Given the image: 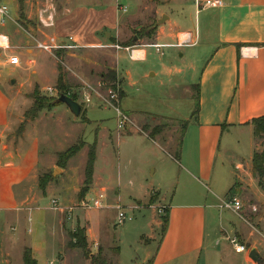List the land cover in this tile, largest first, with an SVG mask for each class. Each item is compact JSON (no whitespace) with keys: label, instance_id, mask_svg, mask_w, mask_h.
<instances>
[{"label":"rangeland","instance_id":"1","mask_svg":"<svg viewBox=\"0 0 264 264\" xmlns=\"http://www.w3.org/2000/svg\"><path fill=\"white\" fill-rule=\"evenodd\" d=\"M204 1L206 0H202L199 7L203 5ZM147 2L150 3L149 0ZM144 4V0H23L21 4H19V0H0V8H5L8 13V18H5L4 23L0 24V33L7 35L12 46L11 38L16 31L20 32L19 28H21L22 33L30 38L34 45V48L32 45H25L24 50L30 51L28 54H31V51L35 53V62L41 60L47 64L42 69L41 75H37L36 67L32 65L33 73L31 75L32 68L26 66L25 63L32 58L27 57L26 60L24 50L20 49L13 52L22 61H26L20 63L19 67H17L21 69L17 70L8 67L6 70L0 71V78L6 90L13 87L12 90L17 93L15 88L20 86V83L21 85L24 83L28 89L34 81L42 85H33L29 94L25 91L17 93L15 114L11 119L12 124L15 123V125L7 140L14 141L13 145L16 150L18 148L22 150L23 144L19 145V140H23L25 133L28 138L39 140L40 146L47 150L45 153L49 152V154L53 150L65 152L75 146L81 148L69 160L70 162H67L68 164L62 165L63 169H68V176L63 179L62 188L57 187L59 188L58 192L62 191L61 194L64 199L62 205L61 203L57 204L60 208L58 211L51 209L52 200H50V196L48 194L45 196V191L42 193L39 189V181L43 177H46L48 181L46 187L50 182L59 179L61 175L59 171L61 169L57 166V161L55 164L57 171L53 172L54 174L52 170H49L47 174L41 171L28 184L30 197L35 204H32V206L23 205L19 210V220L27 218L29 213V210H26L27 208L38 206V210L32 213L34 216L32 238L36 239L43 256L39 264H91L90 259L98 254V250H101L103 257H109L110 262H112L115 255L112 250L109 249L108 251L107 247L113 245L114 238L118 241L116 246L120 250L119 263L138 264L146 251L143 242L136 243L138 234L147 235L149 233L148 224L151 221L152 213L158 217L161 223L164 213L159 214L158 211L163 210L165 212V210L160 204L156 203V194L150 190L155 188L160 190V192H164L171 176L174 173H178V140L182 131L181 126L185 123L182 118L189 117L194 106V100L189 98L187 88L185 90L182 82H178L181 86L179 88H165L170 79L168 70L175 65H183L185 59L188 58L194 61L195 69L200 72L209 56L213 53L215 35L212 32H207L205 28L204 12H201V15L193 13L192 20L196 28L197 46H193L194 48L182 47L179 50L162 49L160 51L162 55L157 53L152 47H146V59L144 61H133L130 59V53L122 49L134 46L139 47V42H143L141 44L142 47L154 44V42H151L154 35L150 39H141L146 31L156 23V20L151 16L152 6L149 7L144 15L146 18L140 16L141 7ZM51 5L55 10V24L53 29L48 30L40 26L38 15L40 11ZM15 7H17L16 23L19 28L14 23ZM122 7L125 8V12L122 11ZM71 11H75L78 21H66L65 23L64 16ZM76 24L96 32L103 30L104 32L100 35L101 41L111 46L110 51L122 50L117 52L116 64L117 72L123 78L122 89L121 80L118 76H116L117 82L114 88L105 87L98 76L108 70L105 71L102 68L93 70L92 64L89 63L95 58L99 64H108L112 61L113 54H102L94 57L92 53L97 52L96 50H60L57 51L56 57L61 63L57 64L62 76L61 88L66 93L75 96L77 102L83 106L80 120L66 122L58 113L50 117L47 111H42L34 122L25 121L24 115L32 105L30 95L34 90L38 92L41 98L54 99V97H49L46 89H58L56 86L57 80L55 85L50 81L47 82L52 76L51 64L56 60L52 56L37 51L35 49V41L42 42L47 36L64 37L69 35V32L77 28ZM116 30L123 31L120 35H117ZM139 38L141 40H138ZM20 39L23 40L24 37L19 36L17 38V40ZM203 40L209 42L206 48ZM132 42L135 43L134 46L126 47ZM79 54L86 56L84 58L79 57ZM180 55H183V60H181ZM82 59L86 61L81 64L80 61L82 62ZM90 71L94 72L92 78L89 77ZM183 71L185 72V70ZM125 72H128L129 76H125ZM10 80H13L10 84L11 86L9 85ZM197 81L195 79L192 83L197 84ZM122 90L125 97L120 103L119 93ZM192 93L196 95V89ZM84 98H88L90 103L84 104ZM108 102L118 108L121 114L128 119L129 122L124 125L123 129H117V114L115 109L109 107ZM129 112L132 113L130 114ZM45 114L48 116H45ZM144 128L147 130L145 131ZM155 128L159 129V134L155 137L159 145L166 146L165 143H170L171 147L159 148L144 137V134L148 136ZM108 134L110 139L107 137ZM116 134L133 136L117 137ZM95 141L96 171L98 174L101 173L102 181L109 183L110 187L117 186L125 202L130 200L128 197L137 198L144 196V198H140L138 205L134 204V210L126 208L129 203L128 205L123 204L121 212L125 214L126 221L121 225H117V210H107L104 211V214L93 216L91 219L92 233L89 234V238L100 236V238L104 239L108 236L109 230L112 233L108 237L109 242H103L97 250H90L87 246V253L83 255L80 251L68 248L69 236L77 228L86 232V223L82 221L76 224L75 219L83 218L86 212L96 209L86 205L91 204V201L96 199L97 193L85 200L81 199L82 201L80 200L74 205L69 204L68 209L64 210V213L60 210L67 208L68 202L77 188H79L78 197L80 198L84 183L87 152ZM253 141L255 151H261L264 148V139H253ZM13 145L11 144V146ZM14 146L13 148H15ZM227 146H230L233 150L229 154L234 153V156H243L246 151L247 138L243 136L239 138V143H236L235 136L224 135L221 141V149L224 150ZM215 167L214 174H218L217 180L220 174L218 162ZM239 171L245 173L247 169L242 165ZM249 183L252 186L244 184L240 188V185H237L235 188L237 193L234 196L242 205L239 215L251 223V226H245V234L249 235L248 247L264 244V204L257 202L253 195V191H258L262 194L263 192L257 186V180L249 181ZM204 186L207 191L206 195L210 197V192H213L212 185L205 184ZM175 188L177 187H172L168 190V199L173 195ZM131 191L133 195H131ZM106 207H108V203L105 204L104 202L102 207L96 210ZM138 207L141 209L138 210ZM253 208L256 209L255 212ZM1 217L4 218V215ZM234 219L239 222V219L237 220L235 217ZM59 221H61V224ZM3 229V236H6L7 232L10 235H21L19 228L16 231ZM222 235L225 240L218 243V251L223 259L222 264H224V260L232 264H244L241 259L245 253L236 254L228 241V239L235 236L226 232H222ZM238 237L240 238V236L236 237L237 240L241 242ZM243 240L242 242H244ZM26 244L27 242L24 241L23 244L19 243L8 251L4 250L6 247L1 248L0 264H22L21 256ZM206 245H210V241Z\"/></svg>","mask_w":264,"mask_h":264},{"label":"crops","instance_id":"2","mask_svg":"<svg viewBox=\"0 0 264 264\" xmlns=\"http://www.w3.org/2000/svg\"><path fill=\"white\" fill-rule=\"evenodd\" d=\"M147 1L144 0L145 4L141 7L140 16L143 17L149 7L152 6L151 16L156 22L163 16L168 18L162 26L156 29L151 39V42H154L153 45L165 46L163 49L179 50L182 47H176V45L183 35L190 34L196 39L195 23L193 24L192 20L193 13L201 15L200 13L204 12L205 28L207 32L214 33L215 37L213 40V53L200 72L195 69L194 61L188 58L185 59L184 64L181 65L182 67L175 65L168 70L170 79L165 88H179L181 86L178 82H182L185 90L187 88L189 98L194 100V106L190 116L182 118L187 126L178 147V173L171 176L164 192H160L155 188L150 190L156 194V203L160 204L167 212L166 231L161 234V223L158 217L152 213L151 221L148 224L149 233L147 235L138 234L136 238V243L143 242L146 250L138 264H222V255L218 251V243L225 240L222 232L232 233L235 237L239 235L240 243L248 247L249 235L245 234V226H251V223L240 215L221 209V205L224 201H228L229 191L235 184L236 186L240 185V188H242L241 186H244V184L252 186L249 181H255L251 176V158L256 150L251 122L254 119L264 117V0H219L222 3L219 8L199 7L202 0H149L150 3ZM121 9L125 8L122 7ZM64 17L65 23L66 21H78L75 11L69 12ZM16 21L17 7H15L14 23L19 28ZM76 25L77 28L68 33L71 36H58L57 39L65 43L75 44L78 47L77 50H96L97 52L92 53L94 57L102 54H113L114 57L108 64H99L95 58L89 63L92 64L93 70L102 68L105 71H114L121 80L122 89L123 78L118 74L116 65L117 52L123 50L130 53L131 60L144 61L146 59L145 49L149 45L142 47L143 42H139V47L124 48L116 52L110 51L111 46L101 41L100 35L104 32L103 30L96 32L90 28H83L80 24ZM19 30L21 33L16 31L11 38L12 46L8 38L11 47L10 53L0 50V71L6 70L8 67L21 69L10 66L7 63V58L10 54L16 56L14 52L20 49L24 50L25 45H32L34 48L32 40L22 33L21 28ZM122 31L116 30L115 32L120 35ZM19 36H23L24 39L17 40ZM69 39H71V42ZM203 41L206 48L209 42L207 40ZM160 51L157 53L162 55ZM29 52L24 50L26 60L27 57L32 59L26 62L19 58V62H26V66L32 68L31 75L33 66L36 67L37 75H41L42 69L47 64L41 60L35 62V53L31 51V54H28ZM57 53L55 52L52 55L43 53L52 56L56 60L51 64L52 76L47 81H50L53 85H55L58 77L59 65L57 66V64H61L57 60ZM78 56L84 58L86 55L79 54ZM180 57L183 60V55H180ZM83 61L86 60L82 59L80 63L82 64ZM90 72L89 77L92 78L94 72ZM101 75L98 76L100 81ZM127 75L129 76L128 72H125V76ZM195 79L198 80L197 84L192 83ZM11 81L13 80L9 81V85ZM33 85L42 86L34 81L28 89L24 83L22 85L20 83V86L15 89L17 93L25 91L29 94ZM12 88L6 90L0 78V214H2L0 215V249L6 247L4 250L8 251L13 246L19 243L23 244L26 241L25 249L31 251L32 258L36 261V264H39L43 256L36 239L32 238L34 220L32 213L38 210V206L27 208L26 210H29V213L24 220H19V210L23 205L32 206V204H35L29 193L28 184L30 180L41 171L44 174H47L49 170H52V173L56 172L57 154L63 153V151L53 150L51 154L49 152L45 153L47 150L40 146V141L28 138L25 133L23 140H19V145L23 144L22 150H19V148L16 150L13 145L14 141L7 140L15 125V123L12 124L11 119L15 114L17 93ZM195 89L197 91L196 95L192 93ZM54 90L57 92L56 89ZM122 94L123 98L120 103L125 97L123 90ZM196 103L198 108L195 115ZM124 112L126 113V111ZM47 113L50 117L58 113L66 122L80 120V116L78 118L73 117L64 105H58L47 111ZM48 115L45 114V116ZM116 135L117 137L133 136L129 134ZM224 135L235 136L236 143H239V138L243 136L247 138L246 151L243 156H234L232 152V154H229L232 150L230 146H227L224 150L221 149V141ZM107 137L110 139L109 134ZM144 137L149 139L146 134H144ZM156 139L149 140L159 148L171 147L170 143H165L166 146L159 145ZM217 162L220 174L216 180L218 174H214V172ZM242 165L247 169L245 173L239 171ZM59 172L61 173L59 179L50 182L46 187L45 196L48 194L50 200L62 205L64 201L62 191L58 192L59 188L57 187L62 188L63 179L68 176V169H61ZM205 184L212 185L213 192H210V197L206 195ZM172 187L177 188L168 199L167 193ZM78 189L72 194L67 208L61 210L62 213L68 209L69 204L74 205L81 199L85 200L91 195H95V193H97V196L103 194L105 204L108 203V207L104 209H94L86 212L83 218L75 219L76 224L84 221L87 225L85 235L90 250H97L103 242H109L108 237L112 233L109 230L108 236L104 239L100 236L89 238V234L92 233L91 219L93 216L104 214V211L107 210H116V206L122 208L123 204L128 205V203L129 206L126 208L134 210V204L138 205L140 198H144V196L128 197L130 200L125 202L117 186L110 187L109 183L102 181L101 173L98 174L96 171V162L93 166L92 183L83 198L78 197ZM251 190L253 191L252 188ZM131 195H133V192ZM253 195L257 202L264 204V194L253 191ZM139 209L141 208L138 207ZM3 215L4 218L1 217ZM234 217L237 220L239 219V222ZM59 222L61 224V221ZM3 228L7 231H16L19 228L21 235H10L7 232V235L3 236ZM209 241L210 245L207 246L206 244ZM117 244L118 241L114 238L113 245L107 247L108 251L109 249L112 251L117 249L118 251L111 262L113 264H120V250L116 246ZM251 249H256L263 259L264 244L250 246L249 251ZM248 254L249 252L241 259L244 264H252ZM107 259L110 262L109 257ZM224 264L232 263L224 260Z\"/></svg>","mask_w":264,"mask_h":264},{"label":"trees","instance_id":"3","mask_svg":"<svg viewBox=\"0 0 264 264\" xmlns=\"http://www.w3.org/2000/svg\"><path fill=\"white\" fill-rule=\"evenodd\" d=\"M22 1L23 0H19V4H21ZM152 27L148 29V31H146L145 35H143L141 39L142 38L150 39L154 35L156 29H153ZM141 39L139 38L138 40H141ZM134 45L135 43L132 42L126 47L134 46ZM60 72H61L60 69H58V77H57V84H56L58 88L56 89L58 96L60 95L68 96L69 98L77 102V99L75 96H72L66 93L61 88L62 76ZM101 81L105 87L114 88V85L117 82V77H116L115 72L110 71V70L106 71V73H103L101 75ZM30 98L32 100V105L30 109L25 112V115H24L25 121L27 122H34L40 112L49 111L52 108L60 105V104L54 103L57 98H54V99L41 98L39 97L38 92L36 90L33 91V93L30 95ZM122 98H123V94L122 92H120L119 99H122ZM197 108H198V104L196 103V110L194 113L195 115L197 114ZM251 125H252L253 139L254 140L264 139V117L252 120ZM186 126H187L186 122L183 123V126H181L182 131H181L180 138L178 140V147L180 146L179 144L181 141V136ZM144 130L146 131L147 129L144 128ZM157 134H159V129L155 128L148 134V138L150 140H154ZM95 145H96V141L93 142V144H91L87 152V160H86L85 169H84V183H83V189L80 192V198H83L85 196V194L88 192L89 187L92 183L93 166L95 163ZM80 149H81L80 147L75 146V147H72L66 150L63 153L57 154V166L60 169H63L64 167L62 165L66 164L71 158H73L80 151ZM251 176L255 180H257V186L264 194V148L261 151H254L252 154ZM47 183L48 181L46 177H43L39 181V189L42 193H44ZM235 188H236V184L230 189L228 200L233 199L234 196L236 195L237 191L235 190ZM166 226H167V212H164V215L162 216V219H161V234L165 233ZM69 238H70V241L68 242L69 249L80 251L82 252L83 255L87 253L85 230H81L77 228L75 232L70 234ZM247 248L249 249V247ZM112 252L114 253L115 256L118 253L117 249H114ZM90 263L91 264H112L111 262L107 260L106 257L102 256L101 250H98V254L95 257H92L90 259ZM22 264H36V261L32 258L31 251L29 249L23 250Z\"/></svg>","mask_w":264,"mask_h":264},{"label":"built area","instance_id":"4","mask_svg":"<svg viewBox=\"0 0 264 264\" xmlns=\"http://www.w3.org/2000/svg\"><path fill=\"white\" fill-rule=\"evenodd\" d=\"M222 6L221 1L219 0H206L203 2L202 8H219ZM123 12H125V9H122ZM8 18V13L5 8H0V24L4 23V19ZM38 22L40 26H42L45 29H53L55 24V10L54 7L47 6L45 10L40 11L38 15ZM71 42V39H69ZM196 45V39H194L193 36L190 34H185L182 37V41L180 40L176 47H192ZM149 47H152L156 52H159L160 49H163L165 46L162 45H151ZM78 47L73 43H65L62 41H59L57 37L54 36H47L44 41H35V49L39 52L52 55L53 53L60 51V50H74ZM116 49H119L118 47H115ZM11 49L9 45V40L6 35L0 34V50L4 52H9ZM7 63L10 66L13 67H19L20 62L19 58L13 54H10V56L7 58ZM46 92L48 93L49 97L57 98L58 94L55 90L52 89H46ZM84 104H89L90 100L88 98H84L83 100ZM109 107L115 109L116 111V123H117V129H123L124 125L129 122L128 119L121 114L118 108H115L108 102ZM105 201V196L103 194L98 195L96 199L91 201V204L86 205L90 208H96L99 209L102 207L103 202ZM51 209L58 211L60 208L57 206V203L55 201H51ZM115 209L118 211L117 215V225H121L126 221V216L123 212H121V208L119 206H116ZM221 209L231 211L237 215L242 210V205L238 200L235 198L230 199L228 201H224L221 205ZM61 211V210H60ZM253 211L255 212L256 209L253 208ZM159 214L164 213L163 210L158 211ZM229 243L233 247V250L236 254H247L249 252V249L247 246L241 244L236 237H232L228 239Z\"/></svg>","mask_w":264,"mask_h":264},{"label":"water","instance_id":"5","mask_svg":"<svg viewBox=\"0 0 264 264\" xmlns=\"http://www.w3.org/2000/svg\"><path fill=\"white\" fill-rule=\"evenodd\" d=\"M167 19L168 18L166 16L161 17V19L157 21L152 28L157 29L159 26H162L167 21ZM12 82L13 81H11V83ZM54 103L64 105L69 113L75 118H78L83 110V106L81 104L64 95L58 96ZM248 258L252 262V264H263V259L256 249H251L249 251Z\"/></svg>","mask_w":264,"mask_h":264}]
</instances>
